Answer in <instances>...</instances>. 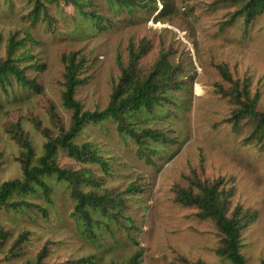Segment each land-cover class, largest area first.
<instances>
[{
    "label": "rangeland",
    "instance_id": "374dc122",
    "mask_svg": "<svg viewBox=\"0 0 264 264\" xmlns=\"http://www.w3.org/2000/svg\"><path fill=\"white\" fill-rule=\"evenodd\" d=\"M43 1L49 19L33 25L27 17L28 0H0V57H5L10 36L21 39L29 32L34 41L18 49L23 53L19 64L41 87L35 92L13 81L0 87V182L23 177L19 129L36 159L48 138L38 126L51 138L59 135V125L70 127L72 113L62 103V54L75 51L85 57L79 74L83 82L74 94L85 110L107 106L121 74L118 60L125 66L128 44L137 46L141 39L148 49L138 62L140 70L146 72L165 54L176 69L178 85L170 91L169 103L139 122V129L159 131L167 141L139 144L121 136L112 121L87 123L74 142L93 143L108 163L106 171L57 149L61 167L89 169L100 188L121 200L107 215L92 214V233L74 215L68 185L49 178L50 202L40 192L24 198L44 211L0 207V226L6 233L0 238V264L32 263L42 248L46 264H76L83 258L78 264H127L139 249L138 264H182L181 257L231 264L215 252L222 235L213 221L199 219L196 208L175 201V188L188 187L193 172L231 191L228 214L236 205L256 213L241 232V253L246 264L264 262V146L248 141L249 124L229 121L234 106L219 91L229 83L215 67L226 64L233 78H247L251 94H258L257 109L264 112V13L249 25L243 17L228 24L240 7L232 0H170L164 18L156 17L162 9L159 0L155 12L135 8L133 13L107 0H83L84 10L102 16L104 27L99 29L71 2ZM50 104L59 123L51 119ZM80 188L98 192L92 184Z\"/></svg>",
    "mask_w": 264,
    "mask_h": 264
},
{
    "label": "trees",
    "instance_id": "16d2710c",
    "mask_svg": "<svg viewBox=\"0 0 264 264\" xmlns=\"http://www.w3.org/2000/svg\"><path fill=\"white\" fill-rule=\"evenodd\" d=\"M31 9L27 17L31 24H35L42 18L49 19L47 8L43 0H28ZM74 4L92 23L99 29L103 28L102 16L92 10H84L83 0H65ZM110 4L119 9L133 13L135 8L149 9L151 12L157 10L156 0H107ZM162 9L157 13V18L167 17L171 6L170 0H159ZM240 3V7L231 15L228 24H231L236 17H243L245 25H249L258 15L264 13V0H232ZM25 41L33 42V37L26 32L24 38L17 39L10 36L6 45L5 57H0V87L6 88L12 81L22 86H26L35 92L41 91V87L30 79L24 72V67L20 66L23 53H17L20 47H24ZM148 49V42L141 39L137 46L132 42L128 44V60L123 66L119 61L121 74L119 82L112 90L109 103L100 111H89L83 109L81 102L75 99L76 88L82 84L79 77L85 57L79 52H68L61 56L64 65V90L62 91V103L65 108L71 111V124L69 129L64 130L59 125L60 133L51 138L45 129H38L44 136L48 137L43 145V154L35 159V153L31 142L25 134L21 132L16 138L21 147L18 161L21 164L22 179H12L0 182V207L8 210L18 211L25 208H43L24 198L38 192L47 202H50L51 187L47 179L52 178L68 185L70 196L74 201V215L80 220L84 231L92 233L95 219L93 213L109 214V207L114 208L121 203L119 197L113 195L104 188H100L99 183L91 176L89 169L61 167L57 161V149L61 148L66 155L80 163H94L106 171L108 163L99 154L93 143L85 142L76 144L75 137L87 123L100 124L104 121H112L121 136L131 137L137 143L143 144L147 139L153 141H167L165 136L159 132L148 128L139 129V122L155 112L156 109L169 103V93L178 83L176 82V69L161 54L156 62L146 72H142L138 67L139 60ZM217 71L223 80L229 83V87L219 91L233 104L234 108L229 117V121L234 126L241 122L249 124L250 131L248 141L264 146V112L257 109L258 94H251L249 80L247 78H233L226 64H216ZM51 119L59 123V118L54 110V105H49ZM18 128V127H17ZM139 129V130H138ZM189 186L175 188V201L182 206L194 207L197 209L196 216L199 219H210L222 235L220 245L216 248V254L228 260L231 264H246L241 253V232L256 218V213L244 210L240 205H236L228 214L230 208L231 191L220 188V181H202L193 172L188 177ZM92 184L97 190L83 191L82 185ZM130 189V187H129ZM6 235L0 226V238ZM23 235L12 246L14 249L20 247ZM141 249L136 251L127 264H138L140 261ZM45 248L38 253L37 258L32 263L46 264L42 262ZM182 264H206L202 260L188 262L181 257ZM83 258L80 262H85ZM259 264H264L260 262Z\"/></svg>",
    "mask_w": 264,
    "mask_h": 264
}]
</instances>
